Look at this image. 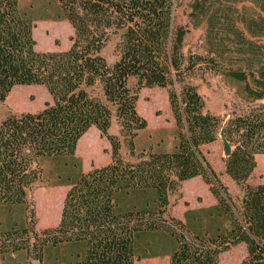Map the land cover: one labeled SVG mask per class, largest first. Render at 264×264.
Segmentation results:
<instances>
[{
    "label": "trees",
    "instance_id": "trees-1",
    "mask_svg": "<svg viewBox=\"0 0 264 264\" xmlns=\"http://www.w3.org/2000/svg\"><path fill=\"white\" fill-rule=\"evenodd\" d=\"M57 1L74 29L73 43L67 51L40 52L32 17L18 0H0V106L18 86H43L53 100L39 113L11 115L0 124V206L33 208V192L44 183L43 162L76 158L92 127L109 141L111 163L60 184L70 189L57 227L41 233L32 226L2 229V264L22 251L43 264L46 249L60 246L70 250L53 264H137L140 234L154 232L175 241L169 264H219L222 253L241 243L248 251L241 264H264V184H249L256 156L264 154V104H257L264 101V0H193L191 24L205 27L209 57L183 53L189 29L176 24L180 0ZM113 37L119 41L109 62L104 50ZM203 65L242 84L253 105L228 121L207 112L188 82ZM144 87L167 89L178 142L169 152L125 161L123 147L134 155L135 139L147 127L137 111ZM113 120L118 136L108 133ZM222 129L233 148L225 172L242 191L237 202L201 150ZM199 176L217 205L187 212L184 223L170 214L171 198ZM146 191L155 194L153 201L122 209V194ZM203 214L227 225L200 235L187 225Z\"/></svg>",
    "mask_w": 264,
    "mask_h": 264
},
{
    "label": "rangeland",
    "instance_id": "rangeland-1",
    "mask_svg": "<svg viewBox=\"0 0 264 264\" xmlns=\"http://www.w3.org/2000/svg\"><path fill=\"white\" fill-rule=\"evenodd\" d=\"M23 11L27 12L34 20V37L36 49L40 52L67 51L72 46L74 29L72 25L62 18V11L57 0H18ZM193 0H180V6L176 10V24L189 29L184 39L183 53L209 57L206 42L205 27H193L189 14ZM119 41L113 37L104 55L109 62L116 59L115 48ZM264 42V39L262 40ZM188 82L195 85L203 96L206 111L218 118L228 121L232 114L241 113L249 104L245 101L243 85L225 77L224 74L203 68L189 76ZM132 89L137 88L135 81L130 82ZM53 100L48 90L43 86H18L9 94L6 101L0 106V124L11 115L26 113H39L52 104ZM257 104H264L259 101ZM138 113L147 121L145 130L140 131L135 139V153L131 155L129 149L124 146L122 157L125 161L137 162L143 153L169 152L177 144V127L169 102L168 91L165 88L144 87L138 90ZM112 136L120 134V127L116 120L108 132ZM76 151V158L56 157L43 162L44 183L38 186L31 197L33 208L16 205L4 210L2 224L5 229L15 227H34L41 233L47 228H55L59 224L64 200L70 186L60 185L68 180H76L82 172L88 173L93 168H101L111 163V145L102 137L101 132L92 127L87 136L81 138ZM203 154L209 161L221 182L227 186L233 201L237 202L242 197V191L226 174L225 166L228 160L224 142L218 134L215 142L201 147ZM257 167L249 179V184L257 186L264 184V154L256 156ZM155 194L150 191L132 192L122 194L119 198L123 210L140 209L147 202L153 201ZM172 206L170 214L186 221L184 216L190 209L203 208L212 204L213 196L209 186L202 180L181 184L179 191L171 198ZM34 212V223L29 220ZM194 216L188 223V227L200 235L209 231L213 233L215 227L227 225L226 219L206 220ZM185 223V222H184ZM181 233L180 230H177ZM141 258L137 264H169L170 258L166 253L175 249V241L163 232L142 233L138 238ZM174 241V242H173ZM70 250L67 246L49 247L45 251L44 263L53 264L56 259H63ZM26 252V251H22ZM28 255V253L26 252ZM248 256L247 246L241 243L231 247L222 253L219 264H241ZM42 264L38 260L28 259L21 264ZM9 264H14L13 257H9ZM17 264V263H15Z\"/></svg>",
    "mask_w": 264,
    "mask_h": 264
},
{
    "label": "crops",
    "instance_id": "crops-1",
    "mask_svg": "<svg viewBox=\"0 0 264 264\" xmlns=\"http://www.w3.org/2000/svg\"><path fill=\"white\" fill-rule=\"evenodd\" d=\"M87 134H88V132L82 137V139L85 137V136H87ZM80 141H82V140H80ZM79 144V143H78ZM231 179V178H230ZM203 180V178L202 177H195V178H193V179H190V180H187V181H184L183 182V184H187V183H192V182H201ZM232 180V179H231ZM204 181V180H203ZM233 181V180H232ZM234 182V181H233ZM225 185V184H224ZM227 187V186H226ZM209 189H210V187H209ZM211 192V191H210ZM211 194H212V192H211ZM212 196H213V202H212V204H210V205H208V206H205V207H203V208H197V209H190L188 212H194V211H196V212H202V211H204V210H207V209H209V208H211V207H214V206H216L217 205V200H216V198L214 197V195L212 194ZM6 209V206H0V231L2 230V229H5V226L2 224V218H3V216H4V210ZM187 213V212H186ZM184 218H185V216H184ZM167 254V256L169 255V258H170V253H166ZM13 259H14V264L15 263H17V264H20V263H18V261H19V259H21L23 262L24 261H28V255L26 254V252H19V253H17L16 255H14L13 256ZM0 264H2V262H1V259H0ZM8 264V263H7ZM21 264H22V262H21Z\"/></svg>",
    "mask_w": 264,
    "mask_h": 264
},
{
    "label": "water",
    "instance_id": "water-1",
    "mask_svg": "<svg viewBox=\"0 0 264 264\" xmlns=\"http://www.w3.org/2000/svg\"><path fill=\"white\" fill-rule=\"evenodd\" d=\"M220 136H221V138H222V140L224 142L226 156L229 157V156H231V154L233 152V148H232L230 142L226 138L224 129L221 130Z\"/></svg>",
    "mask_w": 264,
    "mask_h": 264
}]
</instances>
